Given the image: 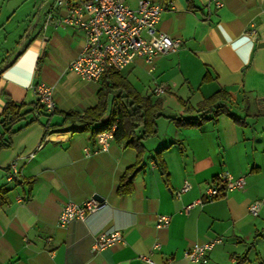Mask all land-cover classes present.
Returning <instances> with one entry per match:
<instances>
[{"label": "crops", "instance_id": "0c3cea01", "mask_svg": "<svg viewBox=\"0 0 264 264\" xmlns=\"http://www.w3.org/2000/svg\"><path fill=\"white\" fill-rule=\"evenodd\" d=\"M41 1L19 15L24 0H0V112L7 97L36 101L39 81L53 86L55 101L52 112L26 114L18 124L35 119L0 148V187L8 189L0 205V264H147L141 254L155 264H194L184 250L216 236L222 241L209 251L208 264H264V0H224L217 8L209 0H153L163 6L158 29L180 39V46L151 63L136 57L120 74L141 94L162 86L161 94L153 93L162 109L165 92L196 107L224 89L238 119L223 112L199 126L178 124L172 117L197 115L180 102L176 111L162 112L157 133L141 141L133 189L121 195L118 180L137 150L113 136L105 146L97 139L109 112L96 123L65 119L64 112L97 104L102 78L84 79L69 69L84 35L72 26L42 28ZM251 25L255 37L245 32ZM160 148L166 172L154 157ZM11 164L17 178L9 181ZM224 171L242 176L243 187L204 198ZM184 182L190 186L178 195ZM90 197L104 205L58 224L65 202ZM257 199L262 204L253 215L248 206ZM157 214L170 215L169 223L156 227ZM112 230L123 240L95 251L94 238Z\"/></svg>", "mask_w": 264, "mask_h": 264}, {"label": "built area", "instance_id": "2783aa9c", "mask_svg": "<svg viewBox=\"0 0 264 264\" xmlns=\"http://www.w3.org/2000/svg\"><path fill=\"white\" fill-rule=\"evenodd\" d=\"M216 8L223 5L224 0H209ZM44 6V9H43ZM162 4L153 0H137L135 8L130 7L125 0H44L41 5L42 28L48 24L72 26L81 30L84 42L79 53L70 61L69 69L84 79L99 80L108 67L123 69L134 58L140 57L151 63L153 59L163 53L176 51L180 46V39L173 38L157 27L162 12ZM255 37L253 25L245 30ZM37 98L47 112L55 109L53 86L39 81L35 85ZM164 91L162 86L153 89L155 95ZM115 124L97 134V139L105 146L107 139L113 136ZM32 155V154H30ZM16 168L11 164V171L7 174L10 181L17 178ZM244 178L234 177L228 171L222 172L218 179L212 182L204 191V198L212 199L224 190L242 188ZM184 182L177 190L189 188ZM191 202L186 209L194 205ZM262 201L251 202L248 210L256 215ZM104 205L102 201L90 197L81 202H65L58 214V224L65 226L72 218H84L86 214L94 212ZM170 221V215L157 214L156 227H164ZM123 240L120 230L99 233L93 241L92 248L101 251L104 248ZM222 241V236L195 241L184 250V256L194 264H208L209 251ZM155 242L153 248H158ZM147 264H155L150 255H139Z\"/></svg>", "mask_w": 264, "mask_h": 264}, {"label": "trees", "instance_id": "16d2710c", "mask_svg": "<svg viewBox=\"0 0 264 264\" xmlns=\"http://www.w3.org/2000/svg\"><path fill=\"white\" fill-rule=\"evenodd\" d=\"M101 78L102 85L98 89L97 104L86 108L82 113L69 110L64 112V117L65 119L82 120L86 123H96L100 122L109 112L108 119L104 124H100L96 128L97 132L100 133L115 124L113 137L123 141L126 146H133L137 150L135 161L125 168L116 186L117 194H127L132 191L135 174L142 167L143 148H141V141L157 133V118L163 114V101L161 97H153V93H139L120 74L119 70L112 67L106 68ZM115 90L117 94L111 95L114 97L109 101L110 93ZM229 98L230 94L224 89H218L203 98L196 107L189 104L188 101L178 98L183 105V110L195 111L197 115L172 117V119L178 124L199 126L205 120L216 119L220 113L225 112L237 120L238 117L227 106ZM31 111H35V113L47 112L39 103L38 98L29 105L23 102H15L10 97L5 99L0 112V148L9 146L12 134L35 119V116H32L25 123L18 124ZM163 150L164 148L158 149L154 157L161 170L166 172V164L162 156ZM7 192L6 187H0V205L7 202Z\"/></svg>", "mask_w": 264, "mask_h": 264}, {"label": "rangeland", "instance_id": "374dc122", "mask_svg": "<svg viewBox=\"0 0 264 264\" xmlns=\"http://www.w3.org/2000/svg\"><path fill=\"white\" fill-rule=\"evenodd\" d=\"M24 4L23 6L18 10V14H22L24 13L25 11H27L35 1L39 2L41 0H24ZM44 1V0H42ZM41 1V2H42ZM183 88L185 90H187V86L184 85ZM175 91L177 94H181L183 93V91L181 90V88H175ZM177 91H180V92H177ZM164 99V106H163V109H162V112L164 113H171L172 111H176V109L179 107V102L177 101V98L175 97V94L173 93H170V92H165L161 95ZM192 97L191 99L194 101L198 96V93L195 94V96H190ZM232 110H234V108L231 107ZM260 120H264V117H261ZM260 122V121H259ZM264 236V235H262Z\"/></svg>", "mask_w": 264, "mask_h": 264}, {"label": "water", "instance_id": "95a60500", "mask_svg": "<svg viewBox=\"0 0 264 264\" xmlns=\"http://www.w3.org/2000/svg\"><path fill=\"white\" fill-rule=\"evenodd\" d=\"M34 24H35V23H34ZM33 26H34V25H33ZM94 197H97V198H98L99 196H98L97 194H94Z\"/></svg>", "mask_w": 264, "mask_h": 264}]
</instances>
